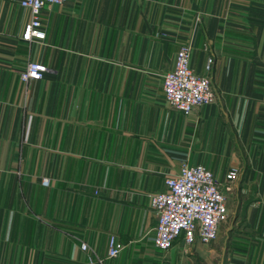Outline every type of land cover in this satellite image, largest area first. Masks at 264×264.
<instances>
[{
	"label": "crops",
	"instance_id": "1",
	"mask_svg": "<svg viewBox=\"0 0 264 264\" xmlns=\"http://www.w3.org/2000/svg\"><path fill=\"white\" fill-rule=\"evenodd\" d=\"M28 18L0 0V264H84L79 240L101 264H264V0H64L26 41ZM185 41L217 93L187 114L161 88ZM29 60L46 70L24 85ZM181 158L218 181L236 168L229 220L162 250L149 194Z\"/></svg>",
	"mask_w": 264,
	"mask_h": 264
},
{
	"label": "built area",
	"instance_id": "2",
	"mask_svg": "<svg viewBox=\"0 0 264 264\" xmlns=\"http://www.w3.org/2000/svg\"><path fill=\"white\" fill-rule=\"evenodd\" d=\"M17 1L29 10V18L22 26L20 38L30 41L41 39L44 35L40 9L64 0ZM190 47L189 41L180 43L175 51L173 67L161 75L164 101L184 114L195 106L213 102L217 96L208 76L212 56L208 54L204 60V73H196L188 64ZM44 70V64L29 60L18 70V79L25 85L29 80L40 78ZM235 176L236 168L231 167L226 171L224 180L218 181L203 164H188L185 159H179L177 171L164 177V189L149 194L150 208L155 215L154 245L164 250L176 237H180L184 247L215 239L227 217L224 189L230 188ZM42 181L46 182V179ZM78 247L85 254L84 264H101V257L85 241L79 240ZM118 250V243L110 235L106 256L113 257Z\"/></svg>",
	"mask_w": 264,
	"mask_h": 264
},
{
	"label": "rangeland",
	"instance_id": "3",
	"mask_svg": "<svg viewBox=\"0 0 264 264\" xmlns=\"http://www.w3.org/2000/svg\"><path fill=\"white\" fill-rule=\"evenodd\" d=\"M228 220H229V217H228V210H227V217H226L225 221H224V222L221 224V226L219 227L218 233H219L220 229L223 228V227H222L223 224H227Z\"/></svg>",
	"mask_w": 264,
	"mask_h": 264
}]
</instances>
